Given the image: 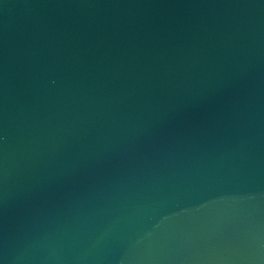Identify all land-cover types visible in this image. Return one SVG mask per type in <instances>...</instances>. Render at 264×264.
I'll list each match as a JSON object with an SVG mask.
<instances>
[{"label":"water","instance_id":"water-1","mask_svg":"<svg viewBox=\"0 0 264 264\" xmlns=\"http://www.w3.org/2000/svg\"><path fill=\"white\" fill-rule=\"evenodd\" d=\"M0 264H264V0H0Z\"/></svg>","mask_w":264,"mask_h":264}]
</instances>
